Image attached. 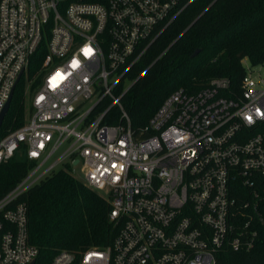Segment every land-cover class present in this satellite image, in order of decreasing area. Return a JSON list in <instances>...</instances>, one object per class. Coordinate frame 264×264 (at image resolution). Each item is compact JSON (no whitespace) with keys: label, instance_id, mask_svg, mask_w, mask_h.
I'll return each instance as SVG.
<instances>
[{"label":"built area","instance_id":"2783aa9c","mask_svg":"<svg viewBox=\"0 0 264 264\" xmlns=\"http://www.w3.org/2000/svg\"><path fill=\"white\" fill-rule=\"evenodd\" d=\"M199 1L0 0V115L26 82L24 124L0 136V164L33 163L0 200V264H35L20 199L66 166L109 202L117 233L50 264H218L224 250H251L264 180V75L252 69L264 63L244 67L238 90L217 78L173 91L139 130L122 102L150 48Z\"/></svg>","mask_w":264,"mask_h":264},{"label":"trees","instance_id":"16d2710c","mask_svg":"<svg viewBox=\"0 0 264 264\" xmlns=\"http://www.w3.org/2000/svg\"><path fill=\"white\" fill-rule=\"evenodd\" d=\"M197 56L192 57L196 51ZM46 54L44 45L32 57L28 78L33 79ZM264 63V0H201L190 6L150 48L136 71V83L122 102L132 128L145 127L173 91H196L212 79L226 78L238 90L245 71L242 62ZM39 77L31 85L36 86ZM25 85L19 82L5 116V129L24 124ZM116 116V112L113 111ZM25 158L0 164V200L32 168ZM59 170L30 188L21 201L27 208L29 243L37 248L35 264H50L61 251L79 254L111 244L117 233L109 219L110 204L71 173ZM253 220L256 231L248 252L224 250L218 264H264V180Z\"/></svg>","mask_w":264,"mask_h":264},{"label":"rangeland","instance_id":"374dc122","mask_svg":"<svg viewBox=\"0 0 264 264\" xmlns=\"http://www.w3.org/2000/svg\"><path fill=\"white\" fill-rule=\"evenodd\" d=\"M242 66L243 67H245V66H248V67H252L253 68V66H251V64L247 61V60H244L243 62H242ZM253 71H254V76H256L257 75V73L258 74H260V75H264V71L261 69V70H259L258 68H254V69H252ZM23 83H26L25 82V76L24 77H22V80H21ZM129 84V82H127L126 83V86H129L128 85ZM25 87H26V85H25ZM5 125H6V120L4 119V122H3V126H2V128H1V130H0V136H2V134H3V132H4V130H5ZM71 173H72V175L78 180V181H80L81 182V175L79 174V172H78V168H76V172H73V171H71ZM86 187V186H85ZM86 188H88V187H86ZM89 189V188H88ZM89 190H91V189H89ZM92 191V190H91ZM98 193V192H97ZM100 196H102L100 193H98Z\"/></svg>","mask_w":264,"mask_h":264},{"label":"water","instance_id":"95a60500","mask_svg":"<svg viewBox=\"0 0 264 264\" xmlns=\"http://www.w3.org/2000/svg\"><path fill=\"white\" fill-rule=\"evenodd\" d=\"M198 53H199V51L197 50V51L193 54L192 57L197 56ZM138 79H139V78H138ZM138 79H137V80H138ZM137 80H136V81H137ZM17 83H18V81L16 82V84H17ZM135 83H136V82H135ZM135 83H134V84H135ZM134 84H133V85H134ZM133 85H132V86H133ZM13 91H14V90H13ZM13 91H12V93L10 94V98H9L7 104L5 105V107H4V109H3L2 113H1V115H0V126H1V123H2V121H3V119H4V117L6 116L8 110H9L10 103H11V99H12V96H13ZM260 222H261L262 225H264V222H263L262 220H260ZM31 264H34V262H32Z\"/></svg>","mask_w":264,"mask_h":264}]
</instances>
